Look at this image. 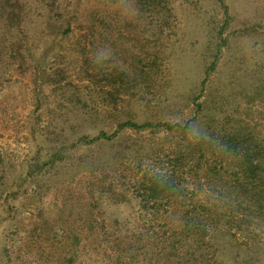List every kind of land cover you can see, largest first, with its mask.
Listing matches in <instances>:
<instances>
[{"label": "rangeland", "instance_id": "1", "mask_svg": "<svg viewBox=\"0 0 264 264\" xmlns=\"http://www.w3.org/2000/svg\"><path fill=\"white\" fill-rule=\"evenodd\" d=\"M107 1L23 0L20 22L0 11V264H167L164 252L147 251L144 238L124 239L127 227L149 218L138 206L104 200L94 207L106 229H90L88 188L90 178L109 181L137 152L145 155L167 138L131 129L110 141L81 144V138L113 132L129 118H191L213 61L216 70L198 101L209 97L211 113H233L264 138V103L254 98L264 78V0H224L228 12L221 0L174 2L176 25L163 40L168 59L157 92L132 89L113 97L103 81L84 77V46L125 69L131 57L150 48L143 50L146 22L138 20L133 4L119 0L108 7ZM93 9L99 19L116 18L117 32L106 34L98 19L94 40H81ZM254 222L214 234L218 264H264V220ZM56 224L62 225L58 237Z\"/></svg>", "mask_w": 264, "mask_h": 264}, {"label": "trees", "instance_id": "2", "mask_svg": "<svg viewBox=\"0 0 264 264\" xmlns=\"http://www.w3.org/2000/svg\"><path fill=\"white\" fill-rule=\"evenodd\" d=\"M127 1L140 14L138 20L142 17L146 22L141 33H144L143 50L148 46L149 52L144 50L139 56L131 57L129 68L125 69L118 64L111 65L112 59L103 57L101 60L97 54H89L88 45L81 50L84 77L86 75L90 82L103 81V90L111 97L115 93L128 94L132 89L137 94L140 91L146 94L157 92L159 83L165 78L164 65L168 59L163 40L167 42L171 38L176 25L173 23L176 17L174 2L178 0ZM221 1L228 12L229 7L224 0ZM118 2L108 0L107 4L113 7ZM26 5L23 0H0V11L8 21L18 18L20 22ZM90 11L87 34H83L81 40H94L92 37H96L99 20L106 23V34L112 35L113 30L117 32L114 27L116 18L102 16L99 19L94 9ZM243 29L250 33L249 27ZM253 29L257 30L256 27ZM216 67L217 60L207 70L203 90L194 100L197 108L191 118L174 122H139L129 118L119 122L113 132L102 130L96 138L89 134L82 136L81 144L110 141L121 131L131 129L149 130L167 138L165 143L152 147L153 150L145 155L137 152L129 159L131 162L123 163L122 169L109 181L106 178L95 180V177L88 180L93 205L89 210L90 229L94 230L98 225L106 229L105 219L95 212L99 206L94 207L104 200L138 206L139 211L149 218L136 229L127 227L124 239L144 238L147 251L156 248L164 252L167 264L173 261L174 264H218L213 243L216 232H232L235 227L238 232L256 226L254 221L257 219L264 220V138L256 126L245 119H236L233 113L224 110L222 114L211 113L213 100L210 101L209 97L198 101L204 95L211 70ZM261 81L254 98L263 104L264 78ZM203 110H207V116L202 125H198V116ZM55 160L56 155L43 165L48 168ZM55 226L57 231L62 225ZM59 231L55 233L56 237ZM63 233L62 236L71 238L66 229Z\"/></svg>", "mask_w": 264, "mask_h": 264}]
</instances>
